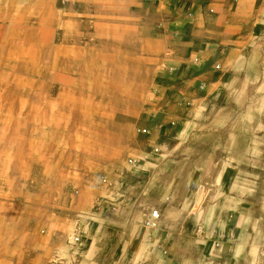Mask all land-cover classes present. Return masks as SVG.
<instances>
[{
	"label": "rangeland",
	"instance_id": "rangeland-1",
	"mask_svg": "<svg viewBox=\"0 0 264 264\" xmlns=\"http://www.w3.org/2000/svg\"><path fill=\"white\" fill-rule=\"evenodd\" d=\"M191 2L0 0V264H96V243L110 240L97 201L117 212L150 173L145 160L179 156L188 143L176 132L222 106L198 105L207 68L256 84L224 110L247 150L230 177L256 180L264 199V53L255 77L238 70L234 41L202 53L211 21L231 27L226 10L242 3ZM178 71L204 77L192 95L171 85Z\"/></svg>",
	"mask_w": 264,
	"mask_h": 264
},
{
	"label": "crops",
	"instance_id": "crops-1",
	"mask_svg": "<svg viewBox=\"0 0 264 264\" xmlns=\"http://www.w3.org/2000/svg\"><path fill=\"white\" fill-rule=\"evenodd\" d=\"M196 1L189 6L197 11ZM217 1L219 10L225 8L224 0ZM240 1L241 7L226 10L235 24L222 30L221 23L212 20L210 34L200 50L205 53L207 49L212 54L217 46L215 42L234 41L237 55L235 52L233 55L242 59L238 70L255 77L264 53V0ZM243 59H247L246 65ZM206 72L210 81L209 98L206 94L197 98L198 105L205 109L222 106L212 115L207 110L198 113L201 121L187 120L176 132L188 143L181 154L165 163L144 159L141 175L146 170L150 173L138 180L137 187L127 197L122 190L117 212L109 210L107 197L103 196L106 191L102 189L103 197L97 201L101 213L95 220L110 240L96 243V264L108 263L109 259L108 264H264V199L256 180L241 174L230 177L231 170L243 169L246 162L242 158L247 150L240 141L244 132L231 137V109L224 110V105L242 96L243 93L238 95L240 90L256 89V84H237L212 68ZM188 76L178 71L171 84L180 89L183 97L192 95L199 79H204L201 75L191 82ZM180 79L189 83L180 85ZM262 87L260 84L259 89ZM224 93L229 96L221 97ZM207 120H211L213 127L204 128ZM236 124L240 125L239 121ZM204 134L211 138H202ZM145 178L148 179L142 181ZM250 193L252 196L248 198ZM145 208L160 211L161 220L156 229L129 222V215Z\"/></svg>",
	"mask_w": 264,
	"mask_h": 264
},
{
	"label": "bare ground",
	"instance_id": "bare-ground-1",
	"mask_svg": "<svg viewBox=\"0 0 264 264\" xmlns=\"http://www.w3.org/2000/svg\"><path fill=\"white\" fill-rule=\"evenodd\" d=\"M244 118H250L249 113L243 114ZM154 212H158L159 214V219L157 220H152V215ZM129 222L132 224L144 227L146 229H156L159 226V222L161 220V213L158 209H150L147 211H139L137 214L129 215L128 216Z\"/></svg>",
	"mask_w": 264,
	"mask_h": 264
},
{
	"label": "built area",
	"instance_id": "built-area-1",
	"mask_svg": "<svg viewBox=\"0 0 264 264\" xmlns=\"http://www.w3.org/2000/svg\"><path fill=\"white\" fill-rule=\"evenodd\" d=\"M157 219H159V214L158 212H154L152 215V220H157Z\"/></svg>",
	"mask_w": 264,
	"mask_h": 264
}]
</instances>
